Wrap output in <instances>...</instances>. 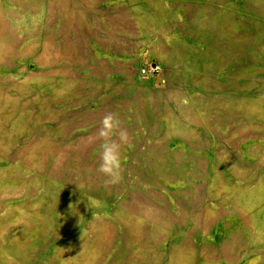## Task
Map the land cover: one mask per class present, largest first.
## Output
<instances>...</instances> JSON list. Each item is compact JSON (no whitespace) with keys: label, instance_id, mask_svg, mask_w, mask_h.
Returning <instances> with one entry per match:
<instances>
[{"label":"rangeland","instance_id":"obj_1","mask_svg":"<svg viewBox=\"0 0 264 264\" xmlns=\"http://www.w3.org/2000/svg\"><path fill=\"white\" fill-rule=\"evenodd\" d=\"M0 264H264V0H0Z\"/></svg>","mask_w":264,"mask_h":264},{"label":"clouds","instance_id":"obj_2","mask_svg":"<svg viewBox=\"0 0 264 264\" xmlns=\"http://www.w3.org/2000/svg\"><path fill=\"white\" fill-rule=\"evenodd\" d=\"M71 86L75 87V84ZM96 135L102 140L98 171L109 178L107 182L118 183L122 173L121 148L129 143V135L121 128L120 121L114 113H108L103 117Z\"/></svg>","mask_w":264,"mask_h":264},{"label":"built area","instance_id":"obj_3","mask_svg":"<svg viewBox=\"0 0 264 264\" xmlns=\"http://www.w3.org/2000/svg\"><path fill=\"white\" fill-rule=\"evenodd\" d=\"M160 70V65L150 62L141 68V74L146 76H155L160 73Z\"/></svg>","mask_w":264,"mask_h":264}]
</instances>
